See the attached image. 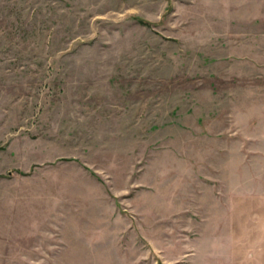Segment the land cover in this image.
I'll return each mask as SVG.
<instances>
[{"label": "rangeland", "instance_id": "rangeland-1", "mask_svg": "<svg viewBox=\"0 0 264 264\" xmlns=\"http://www.w3.org/2000/svg\"><path fill=\"white\" fill-rule=\"evenodd\" d=\"M0 264H264V0H0Z\"/></svg>", "mask_w": 264, "mask_h": 264}]
</instances>
